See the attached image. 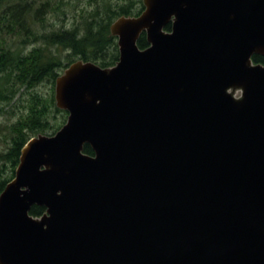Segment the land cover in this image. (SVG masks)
<instances>
[{"label": "water", "instance_id": "95a60500", "mask_svg": "<svg viewBox=\"0 0 264 264\" xmlns=\"http://www.w3.org/2000/svg\"><path fill=\"white\" fill-rule=\"evenodd\" d=\"M143 4L115 65L57 77L67 121L0 194V264H264V0Z\"/></svg>", "mask_w": 264, "mask_h": 264}, {"label": "trees", "instance_id": "16d2710c", "mask_svg": "<svg viewBox=\"0 0 264 264\" xmlns=\"http://www.w3.org/2000/svg\"><path fill=\"white\" fill-rule=\"evenodd\" d=\"M79 1L73 2V22L69 25L71 12L62 6L71 1L0 0V113L24 88L29 92L26 111L10 125L8 146L0 151V194L15 177L22 148L30 138L39 133L53 135L67 121L68 111L58 108L55 101L60 73L78 59L102 67L115 65L120 50L111 24L120 16H138L145 9L143 0H86L81 9ZM50 13L63 16L66 22L54 24ZM166 29L171 30V23ZM138 46H149L146 32L139 37ZM253 60L264 64L262 55H254ZM44 82L51 86L48 94L35 89ZM84 152L94 155L89 144ZM45 212L39 205L30 210L34 216Z\"/></svg>", "mask_w": 264, "mask_h": 264}, {"label": "rangeland", "instance_id": "374dc122", "mask_svg": "<svg viewBox=\"0 0 264 264\" xmlns=\"http://www.w3.org/2000/svg\"><path fill=\"white\" fill-rule=\"evenodd\" d=\"M65 1H71V4L69 5H63L62 9H66L67 11H70L71 13L67 16L70 17L69 21H67V24H72L73 18L71 16L72 9H73V2L75 0H65ZM78 8L81 9L84 5H86V0H81L77 2ZM1 10V7H0ZM51 22L53 21L54 24L60 25L64 22H66V19L61 16L60 18H57L56 16H52L51 13L49 14ZM68 20V19H67ZM12 40L10 39V42ZM37 91L43 92L44 94H48V92H51V86L48 82H44L37 86L35 88ZM29 98V92L25 90V88L21 91V93L18 94L16 99L11 103L6 105V110L2 113H0V151L5 149L8 146L9 138H11L10 134V125L15 122L19 116L26 111V105L27 100Z\"/></svg>", "mask_w": 264, "mask_h": 264}]
</instances>
